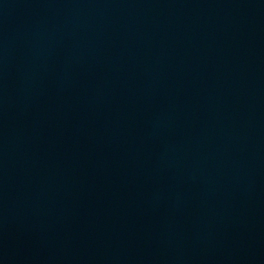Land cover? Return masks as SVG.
I'll return each mask as SVG.
<instances>
[{
    "label": "water",
    "instance_id": "95a60500",
    "mask_svg": "<svg viewBox=\"0 0 264 264\" xmlns=\"http://www.w3.org/2000/svg\"><path fill=\"white\" fill-rule=\"evenodd\" d=\"M0 264H264V0H0Z\"/></svg>",
    "mask_w": 264,
    "mask_h": 264
}]
</instances>
